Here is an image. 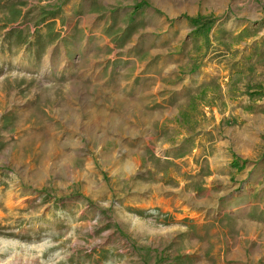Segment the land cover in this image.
<instances>
[{"label": "rangeland", "instance_id": "obj_1", "mask_svg": "<svg viewBox=\"0 0 264 264\" xmlns=\"http://www.w3.org/2000/svg\"><path fill=\"white\" fill-rule=\"evenodd\" d=\"M230 194L264 203V0H0V264H240Z\"/></svg>", "mask_w": 264, "mask_h": 264}, {"label": "crops", "instance_id": "obj_2", "mask_svg": "<svg viewBox=\"0 0 264 264\" xmlns=\"http://www.w3.org/2000/svg\"><path fill=\"white\" fill-rule=\"evenodd\" d=\"M262 197V194H230L228 198V204H232V208L224 210L223 215L226 221L223 222L222 228L227 229L229 224L233 223L234 229L236 232H239L240 235L234 237V241H231L230 234L227 231L222 232L219 238L220 244V254H225L227 260H236L240 264H244L247 261V253L246 250L242 248L240 245L243 244L245 246V240L251 241L253 236L246 238L245 230L253 227L254 225H260L264 223V203L259 202V198ZM232 249L230 258H228L229 254L223 253L226 249ZM190 253H194L193 250ZM201 253L199 252L197 256L190 255V258L199 259ZM249 258V257H248ZM193 260V259H192ZM199 260L194 261V264H199ZM193 264V263H192Z\"/></svg>", "mask_w": 264, "mask_h": 264}, {"label": "trees", "instance_id": "obj_3", "mask_svg": "<svg viewBox=\"0 0 264 264\" xmlns=\"http://www.w3.org/2000/svg\"><path fill=\"white\" fill-rule=\"evenodd\" d=\"M142 8V6L140 5V6H137V8H136V10H139V9H141Z\"/></svg>", "mask_w": 264, "mask_h": 264}]
</instances>
